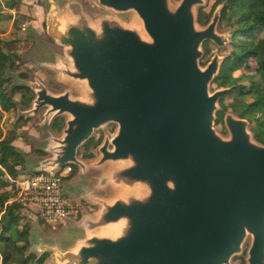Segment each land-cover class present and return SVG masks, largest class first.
<instances>
[{"label": "water", "instance_id": "1", "mask_svg": "<svg viewBox=\"0 0 264 264\" xmlns=\"http://www.w3.org/2000/svg\"><path fill=\"white\" fill-rule=\"evenodd\" d=\"M42 1L48 33L71 62L61 72L83 90L72 98L34 88L29 113L48 107L51 121L66 120L52 158L30 174L53 177L73 165L86 177L91 168L101 171L95 193L116 197L101 199L97 217L77 223L81 235L71 247L38 240L36 258L47 251L56 264H231L249 239L246 264H264V145L236 113L224 116L229 137L217 134L215 113L228 90L210 93L209 85L221 61L216 55L199 65L203 42H228L216 31L220 16L198 29L194 8L203 0L174 8L168 0H96L134 15L127 23L95 21L78 0ZM108 123L117 131L99 157L89 166L78 160V149Z\"/></svg>", "mask_w": 264, "mask_h": 264}, {"label": "rangeland", "instance_id": "2", "mask_svg": "<svg viewBox=\"0 0 264 264\" xmlns=\"http://www.w3.org/2000/svg\"><path fill=\"white\" fill-rule=\"evenodd\" d=\"M13 1L16 7L8 9V4ZM18 0H0V39L3 44L5 53L10 54L14 61L13 66L6 62L2 70L1 78L6 80L7 86L5 91L13 99L14 107L9 112L0 114V133L2 137H10L16 134L13 145L22 152L23 165L19 167L20 176L28 177L31 172L38 168L42 161L52 158V147L55 143L54 138L62 137V130L57 127L60 122L57 119H65L66 115L59 116L51 121L52 114L48 116V107H42L35 114L29 113L33 107V101L36 99L34 88L43 86L50 94L60 95L69 93L72 98L82 97V82L72 80L61 72V68L70 67L71 62L67 54V48L59 45L55 39L49 35L46 25V10L42 0H25L17 4ZM84 7L86 13L97 20L101 16H109L124 23H127L133 12L115 13L99 7L96 0H78ZM172 8L176 7L180 0H168ZM225 8V3H217V0H203L201 5L195 6L194 14L196 16V26L198 29L204 28L215 14L220 16L216 28L218 34L225 35L227 44L224 47H218L211 41H205L201 45L202 56L199 59L201 68L211 61L214 56H219L221 64L218 74L214 77L209 85L210 93L220 89L216 86L215 81L219 77L221 68L226 59L230 57L232 38L230 35L235 31L232 26L222 25L221 16ZM208 16L206 23H199V17ZM263 36V35H262ZM223 61V62H222ZM255 64L251 60L246 66L235 72V76L251 75L254 73ZM13 90L10 93V89ZM15 88L20 91L14 90ZM25 89V90H24ZM229 90V88H223ZM24 90V91H23ZM231 102L226 98L224 103L227 105ZM218 111L215 113L222 114V127L216 125L214 129L222 138H228L229 133L224 124L225 114H235L233 111L225 110L218 102ZM217 119V116H216ZM51 121V122H50ZM249 123L248 131L252 141L258 145H264L256 140V127ZM117 131V125L108 123L103 127L95 130L91 138L85 142L77 151V159L83 161L86 165H91L99 157L98 147L106 140L114 137ZM89 155L92 157L88 158ZM71 175L61 183V195L74 204L79 214L74 218H65L63 225L49 226L43 223L38 217L39 209L34 206L22 207L21 224L27 226V252L30 255L38 257L43 251L37 245L38 240L44 242L54 241L56 247L65 250L80 237L81 232L76 228L78 222H84L86 219L96 218L102 205L101 199L105 202H111L115 193L104 190L99 193L96 191V180L101 171H92L91 168L86 177L79 175V169L71 165ZM87 191H92L94 198H90L85 192L80 191L79 187L87 183ZM89 187V188H88ZM15 188V187H14ZM10 190V188L8 189ZM91 194V195H92ZM30 239V241H29ZM32 243V247L30 245ZM250 240L244 243L242 254L235 256L231 264H246L244 257L248 249ZM26 251V250H25ZM33 251L36 253L34 254ZM39 251V252H37ZM24 253V251H23ZM48 255L45 264H56V258L53 253L45 252Z\"/></svg>", "mask_w": 264, "mask_h": 264}, {"label": "trees", "instance_id": "3", "mask_svg": "<svg viewBox=\"0 0 264 264\" xmlns=\"http://www.w3.org/2000/svg\"><path fill=\"white\" fill-rule=\"evenodd\" d=\"M10 2L6 4L12 10L16 5ZM219 2L225 3L222 25L232 26L235 30L230 57L215 81L216 86L229 88L220 99V105L253 124L257 130L256 140L264 144V0H217ZM207 20L208 16L199 17L201 24ZM5 43L0 39V76L6 62L11 67L14 62L3 49ZM251 60L255 64L254 73L235 76V72ZM7 83L0 77V114L14 107L13 99L5 91ZM16 91L20 90L15 88L13 93ZM226 98L231 99L227 105L224 103ZM216 116V125L222 127V114L219 112ZM57 124L58 128L62 125L61 122ZM15 138L16 134L2 137L0 133V264H45L48 255L37 259L27 252V226L21 224L22 206L14 188L16 181L25 178L19 175L18 169L24 161L22 152L13 145Z\"/></svg>", "mask_w": 264, "mask_h": 264}, {"label": "built area", "instance_id": "4", "mask_svg": "<svg viewBox=\"0 0 264 264\" xmlns=\"http://www.w3.org/2000/svg\"><path fill=\"white\" fill-rule=\"evenodd\" d=\"M71 173V165H66L53 177L38 173L16 181L17 201L22 207H37L38 217L49 226L61 225L65 218L75 219L79 214L77 207L61 195V183Z\"/></svg>", "mask_w": 264, "mask_h": 264}, {"label": "flooded vegetation", "instance_id": "5", "mask_svg": "<svg viewBox=\"0 0 264 264\" xmlns=\"http://www.w3.org/2000/svg\"><path fill=\"white\" fill-rule=\"evenodd\" d=\"M57 121L62 123L61 127L59 128V131H61V129L65 126V119L64 120L63 119H57L55 122H57ZM90 157H92V155ZM90 157L88 156V158H90ZM248 249H249V246H248ZM248 249L245 252L246 257H247V254H248ZM241 254H242V251H241ZM244 262H246V258L245 257H244Z\"/></svg>", "mask_w": 264, "mask_h": 264}, {"label": "bare ground", "instance_id": "6", "mask_svg": "<svg viewBox=\"0 0 264 264\" xmlns=\"http://www.w3.org/2000/svg\"><path fill=\"white\" fill-rule=\"evenodd\" d=\"M137 23V25H138V21H137V19L135 18V19H133V21H132V25H134V24H136Z\"/></svg>", "mask_w": 264, "mask_h": 264}, {"label": "crops", "instance_id": "7", "mask_svg": "<svg viewBox=\"0 0 264 264\" xmlns=\"http://www.w3.org/2000/svg\"><path fill=\"white\" fill-rule=\"evenodd\" d=\"M23 1H25V0H23Z\"/></svg>", "mask_w": 264, "mask_h": 264}]
</instances>
